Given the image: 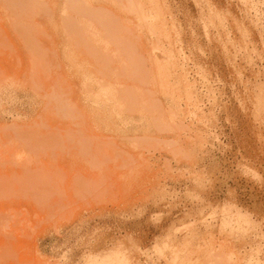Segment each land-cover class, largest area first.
Returning a JSON list of instances; mask_svg holds the SVG:
<instances>
[{"label":"rangeland","instance_id":"rangeland-1","mask_svg":"<svg viewBox=\"0 0 264 264\" xmlns=\"http://www.w3.org/2000/svg\"><path fill=\"white\" fill-rule=\"evenodd\" d=\"M0 264H264V0H0Z\"/></svg>","mask_w":264,"mask_h":264}]
</instances>
